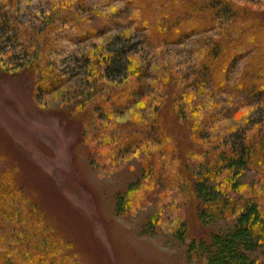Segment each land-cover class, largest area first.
I'll list each match as a JSON object with an SVG mask.
<instances>
[{
	"label": "rangeland",
	"instance_id": "1",
	"mask_svg": "<svg viewBox=\"0 0 264 264\" xmlns=\"http://www.w3.org/2000/svg\"><path fill=\"white\" fill-rule=\"evenodd\" d=\"M180 1L0 0V180H22L62 220L77 244L61 252L67 264H201L168 228L176 213L185 223L193 214L199 158L219 167L240 136L264 135L256 47L236 50L216 82L204 62L235 17L219 14L194 34L176 28L174 41L159 5ZM226 1L264 18V0ZM224 168L231 195H251L261 209L260 174ZM217 174L202 175L201 196H222ZM135 185L139 199L127 205ZM237 216L209 218L195 233L229 228Z\"/></svg>",
	"mask_w": 264,
	"mask_h": 264
},
{
	"label": "trees",
	"instance_id": "2",
	"mask_svg": "<svg viewBox=\"0 0 264 264\" xmlns=\"http://www.w3.org/2000/svg\"><path fill=\"white\" fill-rule=\"evenodd\" d=\"M159 7L170 13L166 16L163 13L162 20L165 26L161 21L158 22L159 26H162L166 34L172 31L175 35L174 41L182 38L178 36L180 33L176 34V28L185 26L189 34H194L214 23L219 14H232L231 16L235 17L233 25L223 34L222 41L214 45L209 58L210 64L205 65L209 62V59H206L204 66L210 69L213 79L217 82L218 75L227 71V67L235 60L231 61L238 54L236 50L255 46L257 56L250 66L251 76L253 74L251 79L261 82L264 87L263 17L252 18L243 9L235 10V6L226 0H181L161 4ZM107 70L106 75L109 74ZM230 147L234 151L223 155L222 165L224 162L226 167L241 166L255 170L264 181V135L251 139L247 135H242L238 139V144L234 147L232 144ZM199 161L205 175L209 171L220 174L216 177L218 176L222 184L219 187L221 189L215 187L213 190L218 192L217 196L218 194L222 196L218 198L201 196L200 190L205 185V181L202 183L201 173V177L195 179L197 188L193 186L194 189H191L196 192L199 201L191 203L193 214L189 215L188 223H185L184 215L178 212L174 223L168 228L179 240L186 241L187 257L198 260L201 264H264V257L251 255L256 248L264 249V205L260 209L257 199L251 195L246 199H240L241 192L237 198L231 195L232 192L229 190H233L234 193L235 190L233 182L229 181V168L221 169V164L215 167L216 169L208 164L204 167L201 158ZM182 171L183 181H187L190 186L193 174ZM201 183L203 185H200ZM138 186L129 187L125 191L127 205H132L139 199V195L132 198L133 194L140 190ZM30 189V186L15 176L11 178L5 176L0 180V261L3 264H67L62 260L61 252L67 246L73 247L76 242L72 236L62 234V220L55 219L54 214L47 213L46 207L37 199V194L31 195ZM221 214L227 218L238 216L233 226L229 228L209 230L203 227L204 230L195 233L197 225H205L209 218ZM159 222L160 217L152 218L154 229ZM82 248L84 250V247Z\"/></svg>",
	"mask_w": 264,
	"mask_h": 264
}]
</instances>
